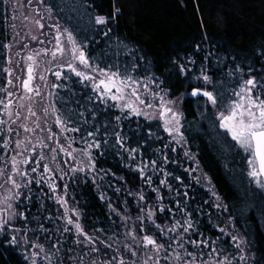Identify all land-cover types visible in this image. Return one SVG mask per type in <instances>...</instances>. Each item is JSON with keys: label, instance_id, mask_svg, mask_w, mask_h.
<instances>
[{"label": "snow or ice", "instance_id": "snow-or-ice-1", "mask_svg": "<svg viewBox=\"0 0 264 264\" xmlns=\"http://www.w3.org/2000/svg\"><path fill=\"white\" fill-rule=\"evenodd\" d=\"M0 3L7 5L8 0H0ZM36 3L39 7L32 11L40 17L34 21L39 29L45 27L41 20L54 19V8L57 14L63 10L53 0H36ZM31 4L32 0H28V6ZM13 10L18 9L14 7ZM119 11L115 9L113 21ZM89 15L90 29L82 27L79 18L75 23H70L72 17L67 13L61 17L66 21L64 25L59 20L48 25L54 29L52 39L55 44L52 50L36 49L26 56L27 78L20 81L22 96L9 91V88L15 87L10 67L13 43H4V37L0 36V49L4 50L0 51V79L6 81L0 84V93L4 94L0 95V248L16 252L24 264H53V257L55 264H66V261L76 264L77 260L84 264L83 256L69 255L74 249H65L64 240H50L51 249H45L43 244L38 243L40 235H46V239H49L53 232L44 228L40 217L31 211L34 195L43 208V192L36 193L32 185L36 188L46 185L55 194L58 191L57 180L87 183V178L91 176L94 184L98 178L106 187L113 188L111 181L105 182V176L111 174L117 181H122L123 176H115L110 169H98L96 165L98 161H106L115 155L123 167L138 173L142 181V186L136 190L125 188L126 195L136 201L138 214L135 219L128 211L127 199L123 201V214L109 205L110 210L121 217L122 222L118 227L127 229L119 234L125 238L123 245L117 241L114 228L109 227L107 231L113 235H107L106 239L95 234H104V229H93L91 235L84 231L79 222L80 212L75 206L70 209L65 199L69 196L67 182L63 184V194L52 197L64 208L61 215L65 218V225L62 231L57 226V233L63 235L70 232L68 226L71 225L76 237L73 243L88 249L84 255L100 253L97 244L103 245L106 256L113 254L111 259H93L90 264H113L114 261L115 264H264V253H257L251 240L236 227V217L229 213V205L203 173L196 159L197 154L187 147L188 137L185 133L190 132V122L182 107L186 98H195L192 105L200 121L207 124L213 144L225 157V166L231 160L242 161L244 167L239 171L247 177L249 187L254 185L260 194H264V70L254 69L249 64L245 72L237 63L235 68L229 66L223 76H217L214 80L215 73L209 74L206 63L208 56L204 57L205 63L193 71L195 59L183 56L181 49L172 60L173 74L177 80L183 78L184 91L177 92L171 79L165 83L154 73L149 75V66H144L143 72L138 74L137 69L141 66L135 63V56L130 63H121L118 60L119 51L113 54L104 50L102 54H91L88 44L95 41L94 33L102 31L104 36H108L111 29L96 28V25H108L106 16ZM9 27L15 30L16 25L10 24ZM18 35L13 31L12 40L15 41ZM31 39L35 41L38 37L32 35ZM39 42L44 43L43 40ZM115 47L117 50L125 49L124 55L134 52L123 42ZM196 50L199 51V46H196ZM41 54L49 57L46 61L48 67L44 69L40 68L36 59ZM109 55L117 58L109 62ZM54 61L55 69L51 68ZM5 62L9 66H3ZM222 62V59L214 58L216 68H220ZM253 71H257L259 76L252 75ZM45 73H51L55 80L50 83ZM73 76L77 78L75 83L85 90L84 102L76 101L78 108L69 107L64 96L51 90L58 88L68 92ZM37 79L43 83H34ZM61 79L65 83H56ZM41 87L50 90L42 95ZM14 96L21 101H32L33 96L41 97L37 102L41 104L42 116L37 115L31 104L16 105ZM25 107L27 115L24 120L32 117L35 120L31 125L21 123L13 128L12 125L20 119V109ZM98 116L100 119H97ZM132 124H135V128ZM53 127L58 128L59 132L53 131ZM142 128H145L143 135ZM20 129L30 135L21 138ZM156 142H161L163 149L157 147ZM177 147L183 150L181 155L186 158L185 162H191V167H184V163L175 155L169 157V150L175 153ZM169 164L178 166L181 174H175V169L169 170ZM169 177L172 182H169ZM185 179L188 183L184 182ZM193 183L207 189L211 206L216 209L215 215L200 204L195 208L189 204L188 189ZM144 185L155 193L154 199L148 197L146 200ZM162 188L167 190L169 204L163 202L165 196L161 194ZM113 190L117 193L121 191L120 188ZM100 199H106L105 195L101 194ZM72 201L73 205L77 203L74 196ZM203 203L208 204L209 200ZM69 212L75 220L69 216ZM157 212L161 214L160 217H157ZM201 212L207 217L206 223L219 235L213 237L206 234L201 224ZM26 213H31V217ZM223 213L229 214L225 218ZM46 219L52 218L47 216ZM33 222L37 227L29 226ZM18 223L21 226H17ZM28 233H32L33 239H29ZM113 243L116 247H113Z\"/></svg>", "mask_w": 264, "mask_h": 264}, {"label": "trees", "instance_id": "trees-1", "mask_svg": "<svg viewBox=\"0 0 264 264\" xmlns=\"http://www.w3.org/2000/svg\"><path fill=\"white\" fill-rule=\"evenodd\" d=\"M53 2L60 4L63 9L59 14H57V9H53L54 20H59L62 25L66 23L65 19H61L65 13L72 17L70 23H75L79 18V23L85 29L91 28L89 14L106 16L109 19L108 25H96V28L107 27L111 29V32L108 36H104L102 31L94 33L95 41L88 44L91 54H102L104 50L113 54L119 51L118 60L121 63H130L135 56V63L141 66L137 69L138 74L143 72L144 66H149V75L154 73L155 76L165 80V83L171 79L177 92L184 91L183 78L177 80L173 74L172 60L175 58V53L181 49H183V56L195 59L196 65L193 66V71H196L200 64L205 63L204 57L208 56L206 63L209 74L215 73L214 80L217 76H223L229 66L235 68L237 63L244 68L245 72L248 71L249 64L254 69L264 70V55H262L264 54V0H53ZM115 9L120 11L113 21ZM0 36L4 37V43H8L7 7L3 3H0ZM120 42L127 44L131 49H134V52L124 55L125 49L117 50L115 47ZM196 46H199V51L196 50ZM0 51L4 50L0 49ZM140 57L143 59L141 60ZM114 58L117 57L114 55L107 57L109 62ZM214 58L222 59L220 68L215 67ZM3 66H6V62ZM252 75L258 77L259 73L253 71ZM76 79L73 76L68 92L55 89L65 97L69 107L72 108L79 107L76 104L77 100L81 103L84 102L83 93L85 90L75 83ZM56 83L63 84L65 81L61 79ZM69 93H76V95ZM193 99L195 98H186L185 104L182 106L185 117L190 122V132L185 133L188 137L187 147L191 152L197 154L196 159L199 161L203 173L210 178L217 194L229 205V213L236 217V227L245 233L247 239L251 240L252 247L257 253H264V194H260L254 185L249 187L247 177L239 171V168L244 167L242 161L231 160L225 166V157L213 144L207 124L200 121L192 105ZM57 107H59V103H57ZM97 119H100V116ZM141 123H144L143 120ZM153 123L156 122L153 121ZM132 127L135 128V124H132ZM145 128L141 129L142 135L145 133ZM161 134L166 137V133H162V130ZM156 146L163 149L161 142H156ZM182 151L177 147L175 153L169 150L168 154L170 158L175 155L181 163H184V167H191V162H185L186 158L182 157ZM96 166L98 169L101 167L110 169L112 173H115V176H123L122 181H117L111 174L105 176V182L111 181L113 188H120L121 191L117 193L113 188L106 187L104 182L98 178L94 184L89 176L87 183L80 180L65 181L69 184V196L65 199L70 209L75 206L80 212L79 222L85 232L91 235L93 229H104V234L101 232L95 234L106 239L107 235H113L112 232L107 231L109 227L114 228L117 233V241L123 245L125 238L119 234L127 229L118 227L122 222L121 217L112 212L109 205L123 214L125 211L123 201L127 199L128 211L135 219L138 214L135 209L136 201L132 196L126 195L125 188L136 190L142 186V181L139 179L138 173L123 167L119 157L115 155L110 156L106 161H98ZM234 168L237 170L233 171ZM168 169H175V174H181L176 165L169 164ZM168 179L169 182H172L171 177ZM182 179H184L183 176ZM65 182H57L58 191L55 194L43 184L40 188L33 185L36 193L43 192V208L41 209V201L34 195L31 211L40 217L44 228L53 232L49 239H46V235H40L38 243L43 244L46 249H51L50 240H64L65 249L69 247L74 249L69 255L78 256V247L73 243L76 237L72 226L69 225L70 232L63 233V235L56 232L57 226H60L61 231L64 227L65 218L61 215L64 213V208L52 197L63 194ZM184 182L188 183L187 179ZM153 186H155V178ZM144 190L147 194L146 200L148 197L154 199L155 193L151 192L146 185H144ZM180 191L183 192L184 189H180ZM101 194H104L106 199L101 200ZM161 194L165 196L163 202L169 204L167 190L162 188ZM188 194V202L193 208L200 204L207 212L216 214V209L211 206V199L205 187L193 183L188 189ZM72 196L77 201L75 205H73ZM204 200H209V203L204 204ZM229 213H223V216L226 218ZM26 215L31 217V213H26ZM160 215L157 212V217ZM199 215L202 217L201 224L205 228L206 234L213 237L219 235L206 223L207 217H204L203 212ZM47 216L52 219H46ZM69 216H72L71 212H69ZM72 218L75 220L74 216ZM157 222L159 223L160 220L157 219ZM17 225L21 226L19 223ZM29 226L37 227L35 222ZM28 237L33 239L32 233H28ZM80 239L83 240L84 237L81 236ZM108 242L112 243V241ZM97 246L100 248V253L91 252V258L96 254L99 255V259H111L112 253L106 256L103 245L97 244ZM113 247H116L115 243H113ZM79 248L82 253L88 251L83 245H79ZM61 254L63 255V251ZM0 264H24V261L11 249L0 248ZM66 264H68L67 261Z\"/></svg>", "mask_w": 264, "mask_h": 264}, {"label": "rangeland", "instance_id": "rangeland-1", "mask_svg": "<svg viewBox=\"0 0 264 264\" xmlns=\"http://www.w3.org/2000/svg\"><path fill=\"white\" fill-rule=\"evenodd\" d=\"M21 5H23V6H21ZM6 7H7L8 29H9L8 43L9 42L13 43V48H12V52H11L12 64L10 65V67L13 70L12 80H13V83L15 85V87L9 88V91L19 93L22 96V95H24V93H23L20 81L27 78L26 77L25 58L28 54L32 53L36 49H49V50L53 49V45L55 44V40L52 39V37L55 33H54V29L49 28L48 25L50 23L54 24V23H56V21L54 19L48 20L47 18H45V19L41 20V23H43L45 25V27L43 29H39V27L34 23V21L37 19H40V17H38L36 15V13L32 11L33 8L39 7L36 3V0H32L31 6H28V0H8V4L6 5ZM14 7L17 8L18 10L14 11L13 10ZM13 16L16 17L15 20L12 19ZM10 24L16 25L15 30H13L12 28L9 27ZM13 31L19 33V35L16 36L15 41L12 40ZM32 35L37 36L38 39L35 41L32 40L31 39ZM40 40H43L44 43L41 44L39 42ZM50 40H51V43H49ZM25 44L28 45L27 48L24 47ZM17 52L20 53L19 56L16 55ZM36 59H37L38 63L40 64L41 69L48 67L46 61L49 59V57H46L43 54H41L40 56L36 57ZM6 66H9V65L6 64ZM51 68H53V69L56 68L55 61L52 63ZM45 75L47 76V80L50 83L55 80V77L53 75H51V73H45ZM17 77H20V79L18 80ZM1 82H2L1 84L6 83V81L4 79H1ZM34 83L42 84L43 82H41L37 79L36 81H34ZM153 87H154V85H153ZM49 90L50 89H46L44 87H41V89H40L42 95H46ZM51 90L55 91V89H51ZM0 95H4V94L0 93ZM40 99H41V97L33 96L32 101H27V100L21 101L17 97H15V96L13 97V100H14L16 105H19L20 103H24L26 106L31 104L35 108V110L37 111V115L42 116V113L40 111L41 104L37 102ZM47 103H48V101L45 100V104H47ZM20 112H21L20 119H18L16 121V124L12 125L13 128H16L17 125H19L21 123H29L31 125V122L33 120H35V117L30 118L28 121L24 120V116L27 115V107L20 109ZM49 121H51V117H49ZM41 123L43 124V120L41 121ZM53 131L59 132V129L56 127H53ZM25 135H30V134L24 133L23 130L20 129L21 138H23ZM13 138H15V133H13ZM58 181L59 180H57L55 182L56 185H57ZM61 182L63 183L65 181H61ZM32 187H33V185H32ZM64 222H65V220H64ZM64 225H65V223H64ZM77 247H78L77 248V255L83 256L84 264H90L91 260H93V259L103 260V259H99L100 258L99 255H96V254L93 258H91L92 257L91 252L88 255H84V253H82L81 248H79V246H77ZM53 264H55V258L54 257H53ZM76 264H80V262L77 260ZM113 264H115V261L113 262Z\"/></svg>", "mask_w": 264, "mask_h": 264}]
</instances>
